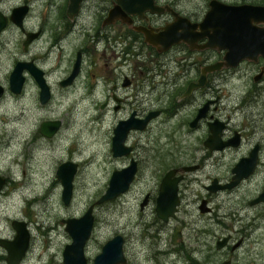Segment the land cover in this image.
<instances>
[{
  "label": "rangeland",
  "instance_id": "1",
  "mask_svg": "<svg viewBox=\"0 0 264 264\" xmlns=\"http://www.w3.org/2000/svg\"><path fill=\"white\" fill-rule=\"evenodd\" d=\"M67 3L0 0V13L7 19L12 9L23 5L29 8L24 32L8 22L0 34V86L5 90L0 99V172L10 177L7 187L0 191V238L15 236L12 221L26 224L29 248L19 264H63L62 252L71 239L62 221L80 218L91 205L94 225L85 246L86 264H92L101 247L116 235L124 238L128 264H264V204L251 205L264 189V82L258 85L253 81L258 66L246 62L235 73L212 77L209 88L182 107L178 98L189 82L198 78L195 69L187 67L184 73L175 62L154 60L145 49L136 56L138 49L134 47L124 57L125 44L111 49L104 41L96 43V3L88 0L73 22L60 12ZM30 30L40 32V40L25 52L24 34ZM53 43L57 44L54 53L41 55ZM79 50L83 51L81 76L73 88L62 90L56 82L69 74ZM171 56L180 57L175 52ZM29 57L43 59L40 67L47 71L53 88L52 100L46 106L39 104L38 88L32 79L27 86L26 72L22 93L15 96L9 91L8 78L16 62ZM207 58L218 59L214 54L194 56L202 62ZM37 62L40 65L39 59ZM126 76L132 85L122 88ZM114 85L116 95L125 100L119 112L102 108ZM255 87L260 89L257 96ZM209 99L218 100L219 110L212 114L227 125L224 139L240 133L242 143L238 148L211 152L204 145L210 134L207 124L195 130L187 125ZM73 106L77 107L75 116L71 113ZM132 110L162 113L146 130L128 136L126 145L134 146L142 161L129 190L96 205L113 171L128 165L127 158L112 156L111 141L118 121ZM70 118L75 125L70 124ZM54 120L61 122L60 130L46 139L39 134V127ZM71 130L79 134L78 139L67 140V135L75 137ZM32 139H41L44 145L32 149ZM258 144L262 145L260 162L250 178L231 190L212 193L207 189L215 178L220 183L230 180L232 169ZM130 156L135 157V150ZM67 162L77 165V171L71 202L65 206L56 172ZM191 165L202 168L183 189L185 196L174 219L161 223L155 215V204L140 210L144 195L156 193L168 170ZM204 199L209 201L211 213L200 212ZM176 231L182 232L180 240L174 237ZM227 237L231 238L229 245L218 250V241ZM240 241L241 246L235 249ZM0 264H5L1 248Z\"/></svg>",
  "mask_w": 264,
  "mask_h": 264
},
{
  "label": "water",
  "instance_id": "2",
  "mask_svg": "<svg viewBox=\"0 0 264 264\" xmlns=\"http://www.w3.org/2000/svg\"><path fill=\"white\" fill-rule=\"evenodd\" d=\"M81 1L82 0H68L67 16L69 19H73L78 14ZM217 6L220 5L216 2L212 3V10L209 12L206 20L202 24V30L204 32L202 37L208 36V47L210 49L227 50L225 61L228 68H235L244 60L257 62L260 55L264 57V35L261 33V30L254 28L251 25L253 20L257 23H261L262 20L255 19L258 15H260L259 11L245 6H224L222 10L227 12L226 18H224L226 25L221 27L220 22L222 21V18L218 16L220 11L218 12L216 9ZM222 6L223 5H221V7ZM26 13H28V7L22 6L12 9L8 19L0 14V34L6 28L8 21L22 29V22ZM262 16H264V13H262ZM109 22L110 20L107 19L104 21V24ZM34 37V35L27 36V39L23 43L24 49H26ZM177 43H179V39L171 40L169 43L166 42L161 45V48L159 47V51H164L173 44ZM149 44L157 46L153 44V41H149ZM80 64L81 56L78 54L71 75L67 78V80L61 83V86L66 87L71 85L72 81L79 74ZM224 65V63H215L204 68L199 81L197 83H192L189 86L184 97H189L194 91L204 88L207 84L208 75L221 71ZM26 70L29 71L30 75L35 79L40 88V102L42 104L45 103L49 99L48 87L43 79V73L31 63H16L9 75V91L15 95L21 93L25 82L23 72ZM256 80H258V77ZM2 95L3 87L0 86V97ZM208 111L209 103L200 110L199 115L191 124V127L195 128L197 123L206 117ZM157 115L158 113H152L144 120L134 119V115H132L125 121H119L113 130L111 146L113 157L118 158L128 156L131 152V148L127 147L125 144L129 132L132 130H145L151 118H154ZM60 125L61 123L59 121L44 122L40 126V133L45 137H52L59 129ZM209 127L211 135L205 142V145L211 151H223L230 146H240L241 136L239 134H237L236 137L232 138L230 141L224 142L222 140V134L225 129L224 124L217 121L214 124H210ZM258 154L259 147L256 146L250 152L248 157L242 158L233 168L232 173L234 176L231 183L219 185L216 180L210 187V191L216 193L220 190H231L239 186L243 180L254 174L259 160ZM195 169L196 168H184L183 170L184 172H191ZM175 172V170H172L167 173L160 184L156 212L158 217L164 223L168 222L169 218L174 217L176 207L179 204L176 196L177 183L179 179H171ZM75 173L76 166L72 163L62 164L56 173V178L62 186L61 199L66 206L70 204L72 199V182ZM135 173V162H131L127 168L114 171L110 177L107 190L97 200L96 204L101 205L105 202L114 200L121 194L127 192L131 182L133 181ZM3 183L4 180L0 178V189L3 186ZM260 203H264V190L257 199L251 202V205L253 206ZM200 211L202 213L210 212V209L206 208L205 201L200 207ZM92 212L93 205L87 209L82 217L62 221V223L65 224V232L71 239V243L66 245L62 252L63 264H86L84 249L93 229L94 217ZM11 226L16 233L15 240L13 242L0 240V246L5 248L7 252L6 264H19L24 258L29 246V231L24 222L13 221ZM229 239L230 237H227L219 241L217 243V249L222 250L225 248L228 245ZM123 244V237L121 235H116L101 247L100 253L95 256L92 264H126V259L123 254ZM224 264L229 263L226 262Z\"/></svg>",
  "mask_w": 264,
  "mask_h": 264
},
{
  "label": "flooded vegetation",
  "instance_id": "3",
  "mask_svg": "<svg viewBox=\"0 0 264 264\" xmlns=\"http://www.w3.org/2000/svg\"><path fill=\"white\" fill-rule=\"evenodd\" d=\"M87 1L88 0H82L81 1L79 12L73 19H69V17L67 16L68 3H67L66 9H64V10L62 9V11H60V12H63V13L65 12V15L67 16V18L71 22H73L75 19L79 18L80 15L82 14L83 6H84V4ZM93 2L96 3V6H95V9H96L95 10L96 11L95 12V17L98 19L97 22L99 24V26L96 28V35H95V38H94L96 43L104 41L106 44H109V46H106V47L107 48L111 47V49L116 47L117 44H125L127 48L125 49V51H122V54H124V57L126 55L130 54L131 50L134 47H136V49H138V53L136 54V56H139L140 54L142 55V52L145 49L148 52V55H151V56L154 57V60L155 59H159L160 60L161 58H163L166 62H175L177 64V67H179V69H183L184 70V73L186 72L187 67H189L190 69H195L197 71V73L199 74L198 78L196 80H194V81H190L189 84H188V87L185 89L183 94L180 95L179 98H178V101H177L178 105H180L182 107H184L185 105L190 103L189 101L191 99H193L197 93L204 92V90L209 88L212 77L217 76V75L218 76L219 75L220 76H225V75H227L229 73H235L239 69V67L242 64L246 63V62L254 63L255 66H258V68H259L258 73L255 74L254 77H253L254 83L258 84V85H261L264 82V57H262L260 55L258 57V61L257 62L244 60L237 67L228 68L226 66V61H225V56L227 54V50L210 49L208 47V43H209L208 36L202 37V35L204 33L203 30H202V24L206 20L209 12L212 10V3H214V2H216V3H218L220 5V6H217L216 9L218 10V12L220 11L218 16H220L222 18V21L220 22L221 27H224L226 25V22L224 21V18H226V13L227 12L225 10H222V8L224 6H226V7H241V6H245V7H250V8H254V9L258 10L260 15H258L255 19L256 20H262V21H261V23H257L256 21L253 20L251 25L254 28H258L259 30H261L262 31L261 33L264 35V16H262V13H264V0H205V1H202L201 3L199 1H192V0H93ZM221 5H223V6L221 7ZM23 6L28 7L27 5H23ZM28 12H29V8H28ZM27 14L28 13H26V16H25L24 19H26ZM46 14H47V12H46ZM48 17H50V12L49 11H48ZM46 18H47V16H45V21H46ZM24 19H23V22H24ZM107 19H109L110 22L107 23V24H104V21L107 20ZM23 22H22V29L18 28L22 32H24V28H23L24 24H23ZM235 23H237V22H235ZM100 29H102V30H100ZM102 31H103V34L100 33ZM39 34H40V32H35V31H31V30L27 31V33L24 34L25 40L27 39L28 35H34L35 36L31 40V42L28 44L26 49H24L25 52L28 51L29 49L30 50L33 49V47L36 45V43L40 40ZM69 34H70V32H69ZM63 36L64 35H62L60 37L59 45L63 43ZM175 39H179V43L173 44L172 46H170L169 48H167L164 51L163 50L161 52L159 51V49L162 47L161 45H163L166 42L169 43L171 40H175ZM149 41H153V44H155L157 46L150 45ZM56 46H57V44H55V43L50 44L49 47H47L46 50H44L43 52L41 51L42 52L41 55H46V57H49V55L53 54L54 50H56L55 49ZM173 52H175L176 55H180V57L173 58L171 56V54ZM112 53H114V51H112ZM78 54H80V56H81V63H82L83 51L79 50V51L76 52L75 60H74V63L72 65V68H71L69 74H67L65 76V78H60L56 82V84L62 90H67L68 91L71 88H73L74 85L77 83L78 79L81 76L80 75L81 74V69H80L78 76L72 81L71 85H68L66 87L61 86V83L63 81H65V80H67V78L71 75ZM209 54L216 55V58H218V59L216 61H212L211 58H207L205 61L203 60V62L202 61H197L196 59L194 60V56L195 55H203L206 58V57H208ZM115 57H117V54L115 55ZM166 57H169V58L167 59ZM38 59H39V64H40L43 61V59L39 58V57H37V58L29 57V59H27L26 61H23L22 63H27V64L31 63L43 73V79H44L45 84L48 87V91H49V99L45 103L42 104L40 102V88L37 85L35 79L30 75L28 70L24 71L23 73L24 74H25V72L27 73V86H29L28 81L30 79H32L36 83L37 88H38V101H39V104L41 106H46L52 100V96H53L52 90H53V88H52V86H51V84L49 82L47 71H45L44 68L40 67V66H42L41 64L40 65H36L35 64V63H38L37 62ZM16 63H18V62H16ZM215 63H224L225 65L223 66V69L221 71L214 72V73H211V74L208 75L207 84L205 85L204 88H201L199 90L194 91L189 97H184V95L186 94L189 86L192 83H197L199 81V79L201 77V74H202V70L204 68H206L207 66L213 65ZM81 65L82 64H80V68H81ZM24 74H23V76L25 78V82H24V85H25L26 77H25ZM257 77H258V80H256ZM24 85H23V88H24ZM131 85H132L131 80H129L127 76L124 77L123 80H122V83H121V87L122 88H128ZM23 88L21 90V93L23 91ZM116 89H117V86L114 85L112 87L113 92H111L110 99L104 103L102 108H104L106 106L107 107H112L113 111H115V112H119V111L123 110V107H124V104H125V100L123 98H121V97L116 95V92H115ZM259 91H260V89L258 87L254 88V94H256V96L259 95V93H260ZM4 93H5V90L3 88V95L0 97V99L2 97H4ZM20 94H18V95L13 94V95L19 96ZM208 103H209V111H208L206 117L204 119H201L197 123V126L195 128H192L191 124L195 121V119L199 115L200 110L202 108H204V106L206 104H208ZM217 103H218V100H212V99L207 100L202 105V107L198 108L194 119L188 121V123H187V125H189V127L192 130L198 129L199 127H201L205 123L207 124L210 134L207 137V139L204 141V145H205V142L208 140V138L211 135V131H210V127H209L210 124H214L215 122L218 121L217 119L214 118V115L212 114V112H217L219 110V106H218ZM75 108H77V107L73 106L72 109H71V113H74V116H75V113L77 115V111H75ZM177 111H176V113H177ZM71 113L69 114V116H71ZM152 113H158V115L156 117H154V118H151V120L147 124V127H148V125L150 124V122L152 120L156 119L157 117H159L161 115V113H162L161 110L148 111V112H144V111H140L139 112L137 110H132L129 113V115L124 120H120V121H125V120L129 119L132 115H134V119L144 120L147 116H149ZM54 121H58V120H54ZM54 121H45V122H54ZM218 122L224 124L225 125V129L224 130H226V128H227L226 123H223V122H220V121H218ZM42 123H44V122H42ZM60 127H61V125H60ZM60 127H59V129L56 131V133L52 137H49V138L45 137V136L44 137L46 139H52L55 135H57V132L60 130ZM133 131L137 132L138 130H132V131L129 132V134H133ZM143 131H139V132H143ZM38 132H39L40 135H42L40 133V127H39ZM129 134H128V136H129ZM237 134L240 135V133H238L236 131V132H234L233 136L228 137L227 139H224V131H223L222 140L224 142L230 141L232 138L236 137ZM77 136H79V134H76L75 137H71V136L67 135V140L78 139L79 137H77ZM128 136H127V139H128ZM240 141L242 143V137L240 138ZM111 146H112V143H111ZM126 146L131 148V152H130V154L128 156L125 157V158H127L128 165L126 167H124V168H127L130 165L131 162H135L136 163V173H135V175H136L137 172H138V169H140L141 166H142V161H140V159H138V157H137L138 152L136 151L134 146H132V145L131 146L126 145ZM256 146L259 147V154H258L259 155L258 164H259V162H260V153L262 151V145H259V144L255 145L254 148ZM205 147H207V146L205 145ZM228 148H238V147L230 146ZM133 150H135V157L134 158L130 156L132 154ZM209 151H211V150L209 149ZM211 152H214V151H211ZM118 158H120V157H118ZM67 163H71V162H67ZM72 164H74V163H72ZM75 166H76V171H77V165H75ZM257 167H258V165H257ZM124 168H122V169H124ZM184 168H196V169L194 171H191V172H184V170H183ZM201 168H202L201 165H191V166H183V167H179V168H172V169L168 170L165 173V175L161 178L160 183L158 185V188L156 190V193L154 195H152L150 193H146L144 195V197H143V199H142V201L140 203V210H143V209L147 208L150 204H155L154 211H155L156 218L161 223H164L158 217V214L156 212L157 198L159 197L160 184H161L163 178L166 176L167 173H169L172 170H175L176 172L171 177V179L172 180L179 179V181L177 183V189H176V196H177L179 204L176 207V212L174 214V217L169 218L168 222L170 220L174 219L176 217V215H177V212L179 210L180 204H182L183 197L185 196L183 189H185V187L187 185V182L190 181L191 176L193 174H195V173H198L201 170ZM256 170H257V168H256ZM256 170H255V172H256ZM233 176L234 175L232 173L231 179L228 180L225 183H220V181L217 178H215L212 181V185H213L214 181H216V180L218 181L219 185L229 184V183H231L233 181ZM0 178H2L4 180L3 186L0 189V191H1L5 187H7V185L9 184V178L10 177L8 175L0 172ZM56 180H57V178H56ZM133 181H134V178H133ZM133 181L131 182V184L133 183ZM243 182H244V180L241 182V184ZM131 184H130V186H131ZM130 186H129V188H130ZM210 187L207 188L209 191H210ZM129 188H128V190H129ZM220 191H222V190H220ZM212 193H214V192H212ZM186 195H187V190H186ZM204 201L206 202V208L210 209V212H208V213H211L212 209L208 206V204H209L208 200H206V199L202 200L200 207L203 205ZM260 204H264V203H260ZM260 204H257V205H260ZM200 207H199V209H200ZM93 209H94V206H93ZM202 214H206V213H202ZM12 222H11V224H12ZM168 222H166V223H168ZM91 233H92V231H91ZM15 236H16V234H15ZM15 236L13 238H11V239L10 238H6V237H1L0 240L7 241V242H13L15 240ZM177 236H178V238H177ZM90 237H91V235H90ZM174 237H175L176 240H180V238H182V232L176 231L174 233ZM230 240H231V238L228 241V245L230 243ZM29 241H30V233H29ZM241 244H242V241H240L235 246V249L240 247ZM123 247H124V244H123ZM0 248L3 250V261L6 264L7 252H6L5 248H3L1 246H0ZM28 248H29V246H28ZM28 248H27V250H28ZM26 253H27V251H26ZM84 253H85V249H84ZM25 256H26V254H25ZM190 263L194 264L192 261H190ZM228 263L230 264V262H228ZM126 264H128L127 263V259H126ZM197 264H199V263H197Z\"/></svg>",
  "mask_w": 264,
  "mask_h": 264
},
{
  "label": "bare ground",
  "instance_id": "4",
  "mask_svg": "<svg viewBox=\"0 0 264 264\" xmlns=\"http://www.w3.org/2000/svg\"><path fill=\"white\" fill-rule=\"evenodd\" d=\"M38 3V2H37ZM36 3V4H37ZM33 4V3H32ZM35 16V15H34ZM74 36H76V35H74ZM73 38V37H72ZM72 40V39H71ZM73 41V40H72ZM72 117V116H71ZM72 121L73 122H75V120H72L71 118H70V124H72V125H75V123H72ZM88 126V125H87ZM72 127V126H71ZM86 127V126H85ZM85 127H84V129H85ZM93 127V126H92ZM88 128V127H87ZM77 129V128H76ZM73 130V129H72ZM72 130L70 131V133L72 132ZM86 131H87V129H86ZM104 131V130H103ZM83 132V131H82ZM73 133V135H75V132L73 131L72 132ZM88 133V132H87ZM105 133V132H104ZM30 144H31V148L33 149V148H36L37 146H43L44 145V142L42 141V143H41V139H32L31 140V142H30ZM50 144V143H49ZM39 148V147H38ZM77 152H73V154H76ZM244 158H246V157H244ZM86 161H87V159H86ZM11 167V166H10ZM1 217V216H0Z\"/></svg>",
  "mask_w": 264,
  "mask_h": 264
}]
</instances>
